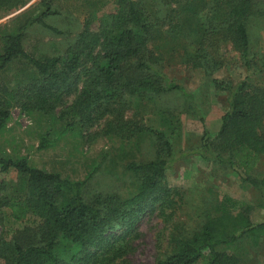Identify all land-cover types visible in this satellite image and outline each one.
<instances>
[{"label":"trees","instance_id":"trees-1","mask_svg":"<svg viewBox=\"0 0 264 264\" xmlns=\"http://www.w3.org/2000/svg\"><path fill=\"white\" fill-rule=\"evenodd\" d=\"M28 0H0V11L23 6ZM52 0H41L42 12L28 19L14 32L0 31V74L14 61H24L34 71L26 83L9 91L0 83V131L10 119V100H17L23 113L52 114L63 108L61 118H75L88 131L100 122L101 134L125 141L150 135L155 139L156 157L146 163H130L126 169L138 180L136 192L127 199L83 196L91 179L71 181L57 173L33 168L26 158L0 156V173L15 171L17 184L0 197V211L7 219L26 224L12 239L0 234L3 264H115L133 253L140 223L146 216H164L174 209L175 194L166 183L167 171L180 159L159 130L126 117L135 101L153 102L170 93L189 96L185 89L162 71L157 50L162 42H177L184 36L186 68L214 64L206 48L221 36L240 53L251 70L249 39L245 18L251 0H188L179 5L168 40H160L148 11L131 0H116L117 10L102 19L96 32L86 20L83 31L62 57L33 58L23 48L25 30L34 23L43 27L54 14ZM171 22L174 18L167 15ZM55 33V29L47 27ZM155 32V34H154ZM193 42H196L194 44ZM258 65L264 73V56ZM228 91V111L214 142L203 131L198 155L201 160L226 166L241 182L256 189L264 207V174L257 179L255 168L264 155V89L242 82L235 90L230 84L213 80ZM8 97V99L6 98ZM73 98L70 106L66 101ZM203 123L202 119H200ZM42 138L40 148L45 146ZM238 213L233 215L234 211ZM249 206L224 196L214 217L186 237L172 236L173 251L156 264H238L244 236L257 243L264 236V223L252 225ZM167 223L170 217H164ZM224 251H219V248Z\"/></svg>","mask_w":264,"mask_h":264},{"label":"rangeland","instance_id":"rangeland-1","mask_svg":"<svg viewBox=\"0 0 264 264\" xmlns=\"http://www.w3.org/2000/svg\"><path fill=\"white\" fill-rule=\"evenodd\" d=\"M148 11L155 32L160 40L167 41L172 25L178 22L175 13L179 5L188 0H131ZM249 15L244 24L249 39L251 70L244 66L240 53L231 42L217 36L213 45L200 53L212 61L214 66L186 68L181 65L184 56L182 36L177 42H162L157 50L161 58L163 73L183 87L189 96L170 93L159 99L135 101L126 117L139 121L162 132L169 139L175 158H180L167 171L166 183L175 194L176 205L166 210L164 216H146L140 223L139 238L134 242L133 253L115 264H156L173 251L172 236L186 237L198 230L207 217H214L215 208L222 197L249 206V220L252 225L264 223V207L259 192L243 183L226 166L201 160L197 154L203 131L208 140L214 142L221 126V117L228 111V91L215 88L213 80L230 84L235 90L242 82L258 89H264V73L258 61L264 56V0H251ZM53 15L44 19L47 27L37 23L25 30L22 41L24 51L33 58L62 57L83 31L86 20L91 22V30L96 32L102 19L115 13L116 0H52ZM42 12L41 0H28L23 6L0 11V31L14 32L28 19H34ZM174 18L170 22L167 15ZM154 32V34H155ZM196 44V42H193ZM1 47V44H0ZM34 75L29 64L12 62L0 74V83L9 91L16 90ZM8 99V97H6ZM73 98L66 101L70 106ZM10 119L0 131V156L3 158H26L33 168L57 173L71 181H88L83 196L93 200L97 196L127 199L137 190L138 180L126 167L130 163H146L156 157L155 139L145 135L125 141L114 136L101 134L104 123L100 122L84 131L72 116L61 118L63 108L52 114L39 112L23 113L17 100H10ZM203 123L201 122V120ZM45 146L40 148L42 138ZM264 174V155L255 168L257 179ZM17 184L15 171L0 173V197ZM238 213L234 211L233 215ZM164 217H170L165 223ZM7 219L5 211H0V234H8V240L16 237L26 226ZM253 236L245 235L239 250L238 264H264V236L253 243ZM224 251V248H219ZM0 264H3L0 261ZM205 264V263H202Z\"/></svg>","mask_w":264,"mask_h":264}]
</instances>
